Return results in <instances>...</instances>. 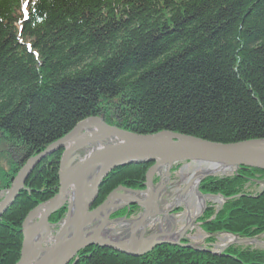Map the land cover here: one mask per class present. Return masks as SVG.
I'll list each match as a JSON object with an SVG mask.
<instances>
[{
    "label": "trees",
    "instance_id": "1",
    "mask_svg": "<svg viewBox=\"0 0 264 264\" xmlns=\"http://www.w3.org/2000/svg\"><path fill=\"white\" fill-rule=\"evenodd\" d=\"M101 114L138 134L264 138V0H0V139L17 154L0 173V190L30 157ZM62 151L35 167L0 219V264L18 261L25 217L55 194ZM151 165L111 171L95 205L119 185L143 189ZM258 178L264 171L241 168L201 181L202 193L226 200L208 205L202 229L263 232L264 190L246 189ZM78 257L76 264H264V249L232 245L214 254L163 244L131 256L93 245Z\"/></svg>",
    "mask_w": 264,
    "mask_h": 264
},
{
    "label": "water",
    "instance_id": "2",
    "mask_svg": "<svg viewBox=\"0 0 264 264\" xmlns=\"http://www.w3.org/2000/svg\"><path fill=\"white\" fill-rule=\"evenodd\" d=\"M90 131L92 135H85ZM97 139H100L97 141L99 143L94 144ZM90 144H94L95 148L87 155L81 156L79 151L86 149ZM60 149L63 151L59 163L57 191L50 199L30 210L25 217L21 227L23 240L16 264H76L79 260L78 252L92 245L131 256L144 255L163 244L220 254L211 249L181 242L186 230H182L177 239L161 238L164 234L146 238L142 236L150 216L161 212L158 205L162 198L159 195L161 182L156 184L155 177L164 165L177 161H196L210 165L213 164L212 161L224 166L231 165L233 169L264 170V138L223 143L169 130L138 134L107 123L104 116H92L79 122L68 134L30 157L22 165L12 178L10 186L0 191V219L26 188L25 183L35 167ZM150 162L152 165L145 174L144 189L119 185L99 206L91 209L104 178L113 169ZM215 174L202 175L199 183ZM167 175L168 179L170 171ZM196 190L199 192V184ZM201 196L206 198L205 195ZM114 200L120 201V204L115 205V212L121 207L131 205H137L141 209L140 216L128 227L129 236L125 240L118 236H102L107 221L114 223L117 220H110L109 215L106 217V223L103 221L100 224L102 228L99 226L93 231L88 230L95 216ZM64 206L67 207V213L63 226L55 237L54 244L51 247L44 246L51 232L50 218ZM119 220L126 221L127 218L124 216ZM195 220L196 218L193 221ZM121 228L123 229L120 226L113 231Z\"/></svg>",
    "mask_w": 264,
    "mask_h": 264
},
{
    "label": "rangeland",
    "instance_id": "3",
    "mask_svg": "<svg viewBox=\"0 0 264 264\" xmlns=\"http://www.w3.org/2000/svg\"><path fill=\"white\" fill-rule=\"evenodd\" d=\"M99 116H104L105 118V115L103 114ZM105 144H106V141H105ZM94 148H95V145L93 144L87 145L86 149L82 148L81 151H79V154L81 156H85L89 152H91V150H93ZM14 154H15V150L6 146L4 141L0 139V173L4 171H9L10 159L12 157H15ZM209 165L210 164L208 163H199L196 161H182L172 166L173 168L170 170V176L168 177L166 181L167 189L163 193L162 198L159 202L160 203L159 209L162 213H160L159 216L149 219L148 220L149 223L146 222V231H145V234L142 236L146 238L152 235L168 234L169 232H176L179 234L182 230H186L183 234V239L181 240V242L190 243L198 247H204L207 249H211L220 254L223 253L229 246H232V245L244 246V247H248L252 249H255V248L264 249V231L259 234H255L252 237H243V236H239L235 234L233 235L229 232H225V233L221 232V233L215 234L214 236L212 235L215 239L214 242H208V239L210 238L211 235L207 234L202 229L201 227L202 222L200 221V219L202 215L204 214V212L209 207L208 205H212L214 208H220L221 206L224 205V202L226 201L225 198L219 194H204L199 189V192L202 195H205L206 199L203 202V205L201 206V208L197 210L196 202H195V199H193V196H195L196 193L198 194L200 193L197 190L195 193L194 187L187 189L184 197L180 198V193L186 190L185 187L187 186V182L190 179V176L192 174L199 172L202 167H208ZM238 169H241V168H234L231 171L228 170V172H224L221 174L216 173L215 176H211V177H220V178L232 177L236 174ZM161 180H162V174L158 173L155 178V183L158 184L160 183ZM200 183H199V186H200ZM6 189L7 188H4V190ZM246 189L251 191L252 193L264 190V179L258 178V180L256 179L252 181L250 184H248ZM242 195H237V196H242ZM237 196L228 197L227 200L233 199ZM97 199L98 197L95 199L94 203L92 204L91 209H94L97 206H99L106 198L100 204L98 203L97 205H95L97 203L96 202ZM129 207L125 206L124 208L119 210L120 212L125 210V213L122 217L121 216L117 217L118 215H116V213H118L119 212L118 211L110 216V220L120 219V218H123L124 216H126L127 218L126 221L131 220L132 219L130 218L131 214L126 212L127 208ZM163 212H167V213L164 214ZM66 213H67V207H66V212L64 213L63 217L58 222L51 221L52 223V226L50 229L51 233L47 241L44 243V246L51 247L54 244L55 237L58 235L59 231L61 230L63 226ZM139 216H140V212L139 214L135 216V218ZM195 218L196 220L193 221ZM97 225H98V222H97V219L95 218L90 223L88 230L90 231L95 230ZM119 227L120 226H117L115 224L107 223L105 226V231L107 233L109 232V235H115L125 240L129 236V229L128 228L126 229L125 227H123V229L121 228L116 232L113 231L115 229H118ZM125 230H128V231L125 233ZM137 236H139V232Z\"/></svg>",
    "mask_w": 264,
    "mask_h": 264
},
{
    "label": "bare ground",
    "instance_id": "4",
    "mask_svg": "<svg viewBox=\"0 0 264 264\" xmlns=\"http://www.w3.org/2000/svg\"><path fill=\"white\" fill-rule=\"evenodd\" d=\"M127 130V129H126ZM91 132V131H90ZM89 134H85V135H92V132ZM97 141H100V139H97L96 141H94V144H97L99 142ZM93 144V145H94ZM91 145V144H90ZM181 161H177V162H174V163H170V165H164L160 171L162 172H158L159 174L161 173L162 174V180L160 181L161 182V186L159 187V195L162 196L163 193L166 191L167 189V186H166V181H167V173H169V171L173 168L172 166H174L175 164L179 163ZM199 163H202V162H199ZM213 163L212 165H209L208 167H202L201 170L197 173H194L190 176V179L188 180L187 182V186L185 187L186 190L182 191L180 193V198L181 197H184L185 195V192L187 191V189L189 188H192L194 187L195 189V193H196V186L199 184V180L200 178L202 177V175L204 174H207V173H224V172H228L231 171L233 168L230 167L231 165H228V166H224V164H219L217 162H212ZM138 164V163H137ZM140 164V163H139ZM135 165V164H134ZM114 170V169H113ZM112 170V171H113ZM258 170H262L264 171L263 169H258ZM198 193L195 194V196H193V199H195V202H196V206H197V210L201 208V206L203 205V202L205 201L206 198H204L203 196L201 195H197ZM195 197V198H194ZM120 201H112L110 203V205L106 206L103 210H101V212L95 216L96 219H97V222H98V225L97 227H101V223L104 221L106 223V217L109 215V218L112 214H114L115 210L116 209V206L117 204L119 203ZM160 200L158 201V205L160 206ZM120 204V203H119ZM116 205V206H115ZM113 211V212H112ZM117 212V211H116ZM115 212V213H116ZM112 213V214H111ZM162 213V212H160ZM156 214V215H151L150 216V219L153 218V217H156V216H159V214ZM165 214V213H164ZM107 223H112V224H115L117 226H121V227H131L133 224L130 222V221H124V220H119L118 219L113 223V222H109L107 221ZM149 223V222H148ZM96 227V228H97ZM102 228V227H101ZM141 232V230H140ZM51 233V232H50ZM102 236H106V237H112V236H115V235H108V233L104 230L102 232ZM179 237V234L176 233V232H172V233H169V234H164V236H161V238H166V239H177ZM68 243V241H67Z\"/></svg>",
    "mask_w": 264,
    "mask_h": 264
},
{
    "label": "flooded vegetation",
    "instance_id": "5",
    "mask_svg": "<svg viewBox=\"0 0 264 264\" xmlns=\"http://www.w3.org/2000/svg\"><path fill=\"white\" fill-rule=\"evenodd\" d=\"M122 208H124V207H121L120 209H118V211L119 210H121ZM117 211V212H118ZM126 212L127 213H129V214H131L130 216V218H132L131 220H130V222L132 223L134 220H136L138 217H136L135 218V216L137 215V214H139V212H141V209L137 206V205H131L129 208H127V210H126ZM118 215V214H117ZM124 215V214H123ZM123 215H118L117 217H119V216H123ZM130 227V226H129ZM125 228L127 229L128 227L127 226H125ZM128 230H125V233L127 232ZM138 232H140V231H138ZM138 232H137V234H138Z\"/></svg>",
    "mask_w": 264,
    "mask_h": 264
}]
</instances>
